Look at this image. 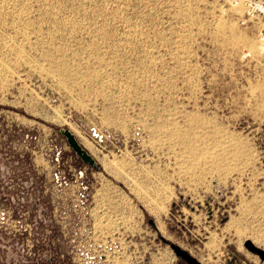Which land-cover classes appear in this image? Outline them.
Here are the masks:
<instances>
[{
  "label": "rangeland",
  "instance_id": "obj_1",
  "mask_svg": "<svg viewBox=\"0 0 264 264\" xmlns=\"http://www.w3.org/2000/svg\"><path fill=\"white\" fill-rule=\"evenodd\" d=\"M259 29L229 0H0V264H264Z\"/></svg>",
  "mask_w": 264,
  "mask_h": 264
},
{
  "label": "built area",
  "instance_id": "obj_2",
  "mask_svg": "<svg viewBox=\"0 0 264 264\" xmlns=\"http://www.w3.org/2000/svg\"><path fill=\"white\" fill-rule=\"evenodd\" d=\"M234 6H239L250 20L260 24L259 40L264 48V0H229Z\"/></svg>",
  "mask_w": 264,
  "mask_h": 264
},
{
  "label": "water",
  "instance_id": "obj_3",
  "mask_svg": "<svg viewBox=\"0 0 264 264\" xmlns=\"http://www.w3.org/2000/svg\"><path fill=\"white\" fill-rule=\"evenodd\" d=\"M68 141L70 145L73 147V149L81 155L84 159L90 160L89 156L80 148V146L76 143L73 136L71 134L67 133ZM176 252V254L180 257H182L188 264H199L194 258H192L185 250L180 249L177 246H172ZM256 252L260 254L261 257H264V252L253 248Z\"/></svg>",
  "mask_w": 264,
  "mask_h": 264
}]
</instances>
